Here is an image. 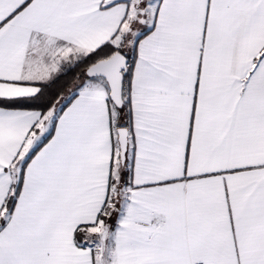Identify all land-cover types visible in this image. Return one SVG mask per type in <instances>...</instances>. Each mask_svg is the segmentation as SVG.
I'll return each mask as SVG.
<instances>
[{"label":"snow or ice","instance_id":"obj_1","mask_svg":"<svg viewBox=\"0 0 264 264\" xmlns=\"http://www.w3.org/2000/svg\"><path fill=\"white\" fill-rule=\"evenodd\" d=\"M0 264H264V0H0Z\"/></svg>","mask_w":264,"mask_h":264}]
</instances>
